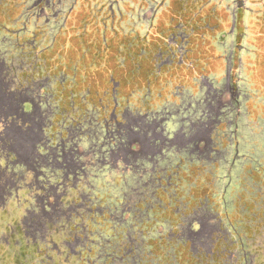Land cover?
<instances>
[{"label":"rangeland","instance_id":"1","mask_svg":"<svg viewBox=\"0 0 264 264\" xmlns=\"http://www.w3.org/2000/svg\"><path fill=\"white\" fill-rule=\"evenodd\" d=\"M38 1L0 0V24L9 29L5 32L0 30V39L5 34L6 38L10 37L9 31L13 27L15 17L22 15V7L30 6L31 3L36 4ZM190 1L50 0V22L56 23L55 27L57 23L61 25L64 21H69V24L73 25V29L65 30L67 38H70V33L72 35L77 33L79 31L77 26L83 23L86 25L83 31L86 33V38L100 37L101 31L98 28L101 27L103 34L107 31L114 39H124L125 44L129 42L125 48L129 49L128 55L132 56L129 59L125 58L124 63L119 58L117 66L113 61L111 66L114 72L91 77L93 84L103 83L112 77L120 80L129 87L126 90L127 94L124 95L125 99L122 100L123 103L127 102L126 96L130 95L132 105L136 109L139 107V100L148 94H146L147 87L151 88L152 94L149 93L147 96V102L149 101L147 108L159 114H165L164 112L167 111L174 114V124L164 126L165 131L159 130V133H163L165 137L179 136L180 133L186 136L204 135V140L208 143L212 140V149L218 150L212 151L208 146L206 152L204 142L198 139L190 144V150L196 149V152L199 150L204 157L199 156V153L191 156L190 152L178 153L174 150L176 155L172 152L174 156L160 164L162 167H167L170 173L175 164L184 166L177 175L178 178L180 177L177 188V197L180 201L178 198L173 199L172 191L156 193L153 183L144 186L141 180L138 182L139 174L137 173L130 174L129 186L126 188L119 187L122 185V176L119 174L109 179L110 185L107 184L106 174H102L105 177L99 180L89 177L91 184L80 185L77 196L73 195L70 196L71 199H65V203H68L66 207L77 205L75 206L77 210L72 212L71 221H67L65 217L56 224L50 223L49 255L54 257L56 264H242L237 246L240 238H243L246 249L251 253L253 263L264 264V61L257 63L258 70H254L256 72L254 74L252 72L251 76L250 62L247 61L245 69L244 67L240 69L238 60L243 54H248L249 50L255 51V48L247 41L251 40L255 32L262 33L261 36H263L264 30L249 33V29L242 31L239 28L232 33L230 24L227 29L217 25V17L227 16L223 14L225 2L210 0L207 6L199 11L198 8L203 3L193 6L189 4ZM239 1L243 8L249 7L254 12L258 11L252 16V22L260 19V11L264 10V0H237L235 5L227 1L226 6L233 9L238 6ZM221 4L222 12L220 13L218 8ZM40 7L39 5L38 11ZM73 7L78 8L71 13ZM111 8L114 14L110 12ZM36 10V8L33 10L34 15ZM58 12H60L59 17ZM251 21L244 19L245 26L249 27L248 22ZM191 22H198L201 27L208 24V27L192 31L191 26L187 28L179 26L180 23L191 25ZM58 32L59 30L50 28V39L53 40ZM182 33L190 35L188 42L182 40ZM243 33L244 35L240 37ZM241 45L244 49L239 52ZM139 53L143 56L133 55ZM168 59L174 60L172 65H163L161 73H157L160 64L162 65ZM139 65L145 66V72H141L140 76ZM129 66V73L126 71L123 73V70ZM71 67L73 68V65ZM230 67H233V70H230ZM8 71L3 70L2 75L7 76ZM58 71V68L51 69V76L58 75ZM143 78L146 89H139L142 85L139 81ZM71 79L75 81L76 77L73 75ZM54 84L53 80L51 85ZM230 88H233V93L229 92ZM11 89H14L12 84L8 86V89L4 87L0 74V105L7 103V100L11 98ZM56 90L54 85L53 90L49 92V97L54 94V97L49 99L53 103L61 101ZM84 93L81 91L77 94L80 95L78 101L82 102V105L85 102L80 97L82 98ZM238 95L239 98H237ZM95 98L99 97L93 94L91 99L95 100ZM65 99L68 106V94ZM208 101L215 102L210 119L219 118L222 122L220 125L212 124L213 120L208 125L198 122L197 119L203 118L205 102L208 103ZM75 117L78 118L79 115ZM71 120L68 119L67 123L70 124ZM14 127L19 138L17 145L29 158H33L36 155L34 144L38 142L40 136L27 130L28 127L22 128L19 125ZM56 128L57 125L54 129L49 127L45 132L46 135L52 137L58 135ZM101 135L103 139L108 137L104 128ZM77 139L69 142V148H75ZM94 146L95 143L92 142L88 145L83 144L82 148L87 150ZM236 149H239V152ZM38 150L43 151L40 146ZM166 154L169 155V153ZM219 154L221 157L218 159ZM208 155L218 159L215 166L212 161L211 163L203 161ZM150 166L151 164H147V167ZM212 169L215 173L209 176L207 172H211ZM27 176L26 180L18 185L25 186L24 183L31 180V176ZM2 179V182H10L13 178L9 174H2ZM205 180L208 183H205ZM213 183L215 188L209 189L210 184ZM92 185L94 187H91ZM193 185L196 187L191 191ZM10 186L9 183L5 189V197L9 192L14 191V188L11 189ZM79 194L86 197L81 198ZM125 195L130 198V203L126 206L129 205L132 210L129 216L125 215L128 220L124 223H121V219L106 220L109 218L107 208L114 211V213L111 212L113 218H121L124 206L119 205V210L115 211L111 204L119 201L118 199L128 202ZM158 196L162 199L160 211L157 207ZM204 197L210 200V211L203 212L211 215L210 217L220 214L226 219L222 227L223 232L216 233L212 237L211 230L206 229L203 235L192 237L185 230L186 235L183 237L185 240H192L194 245L192 249L190 241L186 246L181 244L182 242L185 244L181 236L179 237L181 239L169 242L167 223L174 220L172 218L174 211L178 212L180 209L185 212L186 210L187 214L192 213L194 216L196 212H193V208H196ZM87 198L93 199L92 204L87 201ZM187 204L190 206L188 207ZM91 208L93 211L90 210ZM102 209L103 214L105 212L103 217L100 214ZM229 218L234 222V226L231 224L232 228L228 225L231 221ZM163 222L166 223L163 224ZM219 225L212 223L211 228L216 230ZM234 229L237 230L235 234ZM228 230L231 234H227ZM174 231L179 233L180 228H175ZM160 233L162 242L157 244V236ZM29 241L33 243L32 240ZM1 242H5L4 239ZM55 243L62 248L61 254L54 251ZM36 244H41V240ZM225 249L228 251L224 253ZM90 250L91 253H89ZM74 251L78 253L74 255ZM108 255L112 259H108ZM226 255L234 259L229 260ZM45 256L32 254L25 258V255H22L19 256L18 262L41 264L42 261L46 262Z\"/></svg>","mask_w":264,"mask_h":264},{"label":"flooded vegetation","instance_id":"2","mask_svg":"<svg viewBox=\"0 0 264 264\" xmlns=\"http://www.w3.org/2000/svg\"><path fill=\"white\" fill-rule=\"evenodd\" d=\"M39 5L41 7L38 11ZM238 6L242 7L240 1ZM35 8L37 9L36 15L33 11ZM76 8L78 7H73L70 12L73 13ZM21 10L22 15L15 17L13 27L9 31L10 37L6 38L5 34L0 39L2 81L6 89L11 84L14 86V89H11V98L7 100V103L0 105V162L6 166L3 168L4 171L0 166V202L10 198L12 201L14 200L15 205V208L12 207L15 211L10 215L13 218L6 217L15 219L22 215L20 227L24 228L25 237L36 243L41 240L43 246L49 247L50 223L56 224L65 217L67 221H71L72 212L77 210L75 208L77 205L66 207L68 203H65V199H71L70 196L73 195L77 196L80 185L91 184V181L88 180L91 176L94 180L106 176L107 184H109V179L119 174L122 176V185L119 187L126 188L129 186L130 174L137 173L139 174L138 182L141 180L144 186L153 183L156 193L157 191H159L158 193L172 191L173 199L178 198L180 201V198L177 197L180 177L178 178L177 175L180 174L184 166L175 164L170 173L167 167H162L160 164L169 160L174 150L178 153L190 152L191 156L194 153H199V156L204 157L199 150L198 152L196 149L190 150V144L198 139H202L201 141L204 142L206 152L208 146L212 151H218L216 148L212 149V140L208 143L204 140V135L199 134L186 136L184 133H180L179 136L165 137L163 133H159V130L165 131L164 126L174 124V114L168 111L164 112L165 114H159V112L147 108L149 102H147V96L149 93L152 94V90L149 87L146 89L144 78L139 81L142 84L139 89H146V94H148L139 100L138 109L132 105L130 95L126 96L127 102L123 103L122 100L125 99L124 95L127 94L126 90L129 87L120 80L112 77L103 83L95 82L93 84L91 77L114 72L111 66L113 61L117 66L119 58L124 63L125 58L129 59L132 56L128 55L129 49L125 48L128 46V41L125 44L124 39H114L112 34L107 31L103 34L101 27L98 28L102 32H100V37L86 38V33L83 32L86 25L83 23H79L77 26L79 30L77 33L73 35L70 33V38H67L65 30L73 29V25L69 24V21H64L61 25L57 23L55 27L56 23L50 22V0H39L36 4L31 3L30 6L22 7ZM110 12L114 14L113 8L110 9ZM59 15L60 12H58V17ZM50 28L59 30L53 40L49 37ZM3 29L6 31L8 28L0 24V30ZM40 29L41 31H39ZM80 31L81 33H79ZM133 55L141 56L142 54ZM173 62L174 60L168 59L162 65L160 64L157 73H161L163 65L170 66ZM56 68L59 69L58 75L51 76V69ZM5 69L9 71L8 75L4 77L2 71ZM129 69L130 66L126 67L123 73L125 71L129 73ZM141 72H145L143 65L138 66L139 76L142 74ZM73 75L76 77L75 81L71 79ZM8 76L9 78H7ZM52 78L61 100L54 103L49 101L50 97H54V94L49 97V92L54 88V85H51ZM230 89L229 92L233 93V88ZM81 91L85 92L82 98L80 97L85 102L83 105L78 101L80 95H77ZM67 94L68 106H66L67 100L65 99ZM93 94L99 98L91 99ZM209 102H205L203 118L197 119L202 125H208L213 120L210 117L214 111L213 104L215 102ZM149 106H151L150 103ZM78 115V118L75 117ZM68 119H72L70 124L67 123ZM213 122L212 124L218 125L222 123L219 118L214 119ZM15 125L22 128L28 127L27 130L40 136L38 142L34 144L36 155L33 158H29L26 152L17 145L19 138L14 129ZM56 125L58 135L53 137L46 135L47 129L49 127L54 129ZM103 128L108 135L106 139H103L101 135ZM75 138H78V143L75 148H69V142ZM92 142L95 143L94 147L87 150L82 148L83 144L88 145ZM136 145L137 148H135ZM38 146L43 151H39ZM236 151L239 152V149ZM175 153L174 155H176ZM219 157H221L220 154L217 158L219 159ZM217 158H211L208 155L203 161L205 163L212 161L215 166L218 162ZM147 164H151V166L147 167ZM212 171L213 169L207 174L212 176V173H215ZM2 174H9L13 179L10 182H2ZM102 174L106 175L102 176ZM27 175L31 176V180L25 182V186L18 185L26 180ZM147 178L148 180H146ZM9 183L14 191L9 192L5 197V189ZM195 185L191 187V191L194 190ZM214 186V183L210 184L209 189ZM79 195L81 198L86 197ZM125 197L128 202L125 203L123 199H118L119 201L111 204L115 211L119 210V205L124 206L121 218H113L114 211L107 208L109 218L106 220L118 221L121 219V223L128 220L125 215L129 216L132 210L129 205L126 206L130 203V198H127V195ZM92 200L89 198L87 201L92 204ZM157 200V207L160 211L162 210V199L158 196ZM209 201L208 197H204L199 202L200 206L197 205L196 208H193V212H196L194 216L192 213L187 214L186 210L185 212L180 209L177 210L178 212L174 211L172 215L174 220L167 223L169 242L181 238L182 241L185 240L183 237L186 235L185 230L192 237L203 235L206 229L211 230L212 237L216 233L223 232L222 227L226 219L220 214L210 217L211 215L206 213L210 211ZM187 206L190 205L187 204ZM169 208L171 207L169 206ZM90 210L93 211V208ZM200 211L201 213H199ZM92 214L94 213L92 212ZM100 214L101 217L105 214V212L103 214V209ZM230 220L228 225L232 228L231 224L234 226V222L232 219ZM165 223L163 222V224ZM212 223H218L221 226L219 225V228L215 230L211 228ZM175 228H180L179 233L174 231ZM234 231L235 234L237 230L234 229ZM227 234H231V232L228 230ZM180 236L181 238H179ZM157 237V244H159L162 242V234L160 233ZM189 241L192 249L194 246L192 240L187 239L185 244L184 242L181 244L186 246ZM237 246L240 253L242 250L240 241ZM57 247L58 245L55 243L54 248ZM227 251L225 249L223 252ZM226 256L229 257V255ZM240 256L242 259L241 253ZM233 259L234 257H229V260ZM251 264L254 263L251 262Z\"/></svg>","mask_w":264,"mask_h":264},{"label":"crops","instance_id":"3","mask_svg":"<svg viewBox=\"0 0 264 264\" xmlns=\"http://www.w3.org/2000/svg\"><path fill=\"white\" fill-rule=\"evenodd\" d=\"M186 1V0H185ZM188 2L190 0H187ZM210 0H207L204 2V0H191L189 4L195 6V5H199L200 3H203L201 5V7L198 8V10L200 11L203 7L207 6V3H209ZM219 1V0H218ZM225 6V13H223L224 15H227L226 17H217V25L218 27H221L223 29H227L229 27L230 24V29H232V33L236 32V29H242V31L244 29H249V33H252L253 31H258L264 30V10L260 11V19H256V21L252 22V16L255 15V13L257 14V12H254V10L249 9V7H247L245 9V7H233V9L231 7L226 6V2L227 1H231V5H235V3L237 2V0H222ZM186 4V3H185ZM220 5V4H219ZM187 8V7H185ZM184 9V8H183ZM246 12H245V10ZM249 9V10H248ZM218 11L221 13L222 12V4L221 6H219ZM217 11V12H218ZM232 18V21H230V19ZM244 19H248L251 22L249 23V27L245 26L244 23ZM180 28H187L189 26H191L190 28L193 30L195 29H199V28H207L208 24L203 25L202 27L199 25V23H193L191 22L188 23V25L185 24H179ZM228 26V27H227ZM245 26V27H244ZM3 31L5 32V30L3 29ZM264 33V32H263ZM1 34V31H0ZM262 33H254L253 37L250 39H248L247 42H249V45L253 46L255 48V51H251L249 50L248 54H243L241 57H239V68L242 69L244 67V69L246 68L245 65L247 63V61L250 62V68H249V73H251L252 76V72L254 74V70H258V66L257 63L260 61H264V34L263 36H261ZM244 35L241 34L240 37H242ZM182 40H185L186 42H188V38L190 37L189 34L186 33H182ZM205 39V38H204ZM207 39V38H206ZM205 39V40H206ZM244 48L242 47V45L239 47V52L242 51ZM231 61V59H230ZM253 62L254 65H253ZM227 66H229V62L227 61ZM233 70V67H230V70ZM2 163V162H1ZM1 169L6 168V166L4 165V163H2L1 165ZM5 170V169H3ZM20 200V199H19ZM25 201V199H24ZM21 202V200H20ZM30 203V201H29ZM12 207L15 208L14 205V200H10V198L1 201L0 202V240L2 241V239H4L5 242H1L0 241V264H28L27 262H18V259L20 258L19 256L25 255V258L30 257V255L32 254H36V255H46L45 256V260L46 262L44 263V261L41 262V264H56V262L54 261V257L49 255V247L48 246H43L42 242L41 244H36V242L33 241V243H30L29 239L27 237H25L24 235V228L20 227V223H22L21 216L19 218H15V219H9V218H13L11 215V213L13 211H15ZM8 216V217H6ZM217 216V215H216ZM6 218V219H5ZM10 231H7V230ZM23 232V233H22ZM50 243V241H49ZM54 251H56L58 254L62 253V248L60 246H58L57 248H54ZM74 255H76L78 252L74 251L73 252ZM3 254H5V256L3 257ZM65 264V263H64Z\"/></svg>","mask_w":264,"mask_h":264},{"label":"trees","instance_id":"4","mask_svg":"<svg viewBox=\"0 0 264 264\" xmlns=\"http://www.w3.org/2000/svg\"><path fill=\"white\" fill-rule=\"evenodd\" d=\"M239 241H240V247L242 249L240 253L242 254L243 264H251V262H253L251 259L252 257L251 253H249V251L246 249L245 247L246 245L243 238H240ZM107 257L108 259H112L110 255H108Z\"/></svg>","mask_w":264,"mask_h":264}]
</instances>
